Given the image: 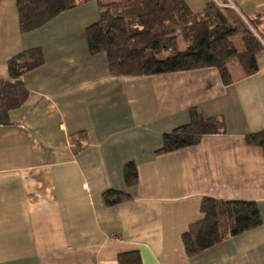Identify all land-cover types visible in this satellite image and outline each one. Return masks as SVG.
I'll list each match as a JSON object with an SVG mask.
<instances>
[{"label": "crops", "instance_id": "1", "mask_svg": "<svg viewBox=\"0 0 264 264\" xmlns=\"http://www.w3.org/2000/svg\"><path fill=\"white\" fill-rule=\"evenodd\" d=\"M103 4L119 0H100ZM210 0H185L195 14ZM254 24L263 40L258 70L229 64L111 76L104 53L89 54V0L22 33L16 0H0V79L7 60L39 47L43 63L20 80L25 102L0 124V264H264V155L245 135L264 128V0H214ZM185 44L179 41L178 48ZM166 55V54H165ZM196 109L223 120L220 133L157 153L162 135ZM132 161L137 182L127 186ZM108 189L130 197L107 205ZM204 196L253 200L261 224L189 256L182 234L201 217Z\"/></svg>", "mask_w": 264, "mask_h": 264}, {"label": "trees", "instance_id": "2", "mask_svg": "<svg viewBox=\"0 0 264 264\" xmlns=\"http://www.w3.org/2000/svg\"><path fill=\"white\" fill-rule=\"evenodd\" d=\"M89 0H16L18 25L22 33L35 30L55 16ZM98 4V19L87 26L89 54L104 53L111 76H143L215 68L224 85L232 82L229 64L236 62L245 76L258 70L256 55L263 40L254 24L241 19L233 8L210 0L200 13H193L185 0H119ZM224 3L223 0L219 1ZM245 21V22H244ZM239 35L238 50L233 37ZM179 41L185 44L178 48ZM166 54V55H165ZM44 61L39 47L24 49L7 60L9 80L0 79V124L9 123V112L26 100L28 90L20 78ZM223 120L204 117L196 109L190 120L162 135L157 153L193 146L202 136L220 133ZM250 145L262 148L264 128L245 135ZM127 186L137 182L134 162L123 166ZM126 191L108 189L103 193L107 205L128 199ZM201 217L182 234L187 255L210 248L221 240L239 235L261 224L257 203L253 200H220L204 196L200 202ZM131 264H139L137 253Z\"/></svg>", "mask_w": 264, "mask_h": 264}, {"label": "rangeland", "instance_id": "3", "mask_svg": "<svg viewBox=\"0 0 264 264\" xmlns=\"http://www.w3.org/2000/svg\"><path fill=\"white\" fill-rule=\"evenodd\" d=\"M240 18H241L242 20L244 19L242 16H241ZM244 22H245V21H244ZM233 40L235 41V45L237 46L238 50L241 51L242 46H241V44L239 43V35H238V34L235 35V36L233 37Z\"/></svg>", "mask_w": 264, "mask_h": 264}]
</instances>
